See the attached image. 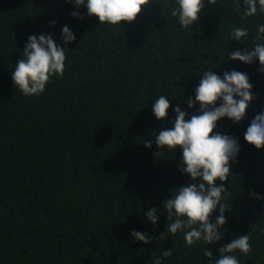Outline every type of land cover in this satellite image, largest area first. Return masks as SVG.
Listing matches in <instances>:
<instances>
[{
  "label": "trees",
  "instance_id": "trees-1",
  "mask_svg": "<svg viewBox=\"0 0 264 264\" xmlns=\"http://www.w3.org/2000/svg\"><path fill=\"white\" fill-rule=\"evenodd\" d=\"M0 264H264V0H0Z\"/></svg>",
  "mask_w": 264,
  "mask_h": 264
}]
</instances>
